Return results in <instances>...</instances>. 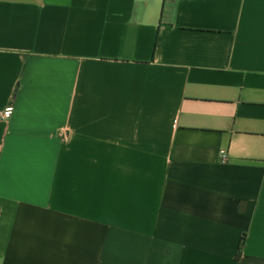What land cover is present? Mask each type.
Returning a JSON list of instances; mask_svg holds the SVG:
<instances>
[{"label":"crops","instance_id":"obj_1","mask_svg":"<svg viewBox=\"0 0 264 264\" xmlns=\"http://www.w3.org/2000/svg\"><path fill=\"white\" fill-rule=\"evenodd\" d=\"M8 106L0 264H264V0H0Z\"/></svg>","mask_w":264,"mask_h":264},{"label":"built area","instance_id":"obj_2","mask_svg":"<svg viewBox=\"0 0 264 264\" xmlns=\"http://www.w3.org/2000/svg\"><path fill=\"white\" fill-rule=\"evenodd\" d=\"M13 114H14V106H8L0 112V119L1 120L11 119ZM225 158H226L225 154L222 152L220 155V162L224 163Z\"/></svg>","mask_w":264,"mask_h":264},{"label":"trees","instance_id":"obj_3","mask_svg":"<svg viewBox=\"0 0 264 264\" xmlns=\"http://www.w3.org/2000/svg\"><path fill=\"white\" fill-rule=\"evenodd\" d=\"M245 241H246V238H245V235H243L241 241H240V244H239V249H238V254H237V257L236 259L239 260L242 256V252H243V249H244V246H245Z\"/></svg>","mask_w":264,"mask_h":264}]
</instances>
